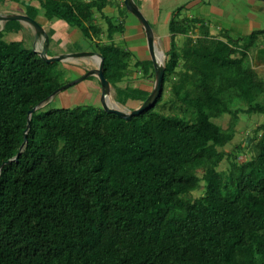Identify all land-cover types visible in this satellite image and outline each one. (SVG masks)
<instances>
[{
  "label": "trees",
  "instance_id": "obj_1",
  "mask_svg": "<svg viewBox=\"0 0 264 264\" xmlns=\"http://www.w3.org/2000/svg\"><path fill=\"white\" fill-rule=\"evenodd\" d=\"M13 4L80 31L117 101L134 109L148 98L121 85L131 70L115 38L123 0H0V11ZM186 7L169 22L163 92L131 119L102 103L44 109L77 64L46 61L17 19L0 28V264H264V122L226 149L242 115L264 116V73L250 56L264 28L215 34ZM136 63L155 75L152 61Z\"/></svg>",
  "mask_w": 264,
  "mask_h": 264
},
{
  "label": "rangeland",
  "instance_id": "obj_2",
  "mask_svg": "<svg viewBox=\"0 0 264 264\" xmlns=\"http://www.w3.org/2000/svg\"><path fill=\"white\" fill-rule=\"evenodd\" d=\"M201 1H206L207 6L205 11L202 13V8H200L199 13H202L203 15H216V13H213L214 11L218 10V15L219 19L218 21H232L234 18L236 19V22L240 25L243 24V21L241 17L243 15L247 16V19L251 20V22L254 25V29H261L264 28V1L261 0H201ZM191 2V3H190ZM148 6H144L142 4V10L144 11V14L148 16L151 24L153 25V28L155 32L157 33L158 29H161V32L157 34V49H158V61L160 63L165 62V47L164 42L166 43V38L162 40L160 38V33L166 34L169 31L168 28V22L171 19V14L173 10H175L178 6L183 5V4H192L191 8L199 10L198 9V3L196 0H149ZM197 3V4H196ZM195 5V6H194ZM200 5V4H199ZM254 5H256L257 10L254 9ZM155 6L157 13H158V18H159V24L155 22V18H153L151 9ZM252 6V7H251ZM10 7V6H9ZM7 7L4 10H1L0 13L2 14H7V13H24L26 11L25 7L23 8L22 5L19 4H13L12 9ZM197 7V8H196ZM23 8V9H22ZM192 11L189 12L191 14ZM108 13L114 15L113 21L115 23H121L123 17L121 14L116 10V9H108ZM128 16L133 17L132 13H125V18ZM168 15L167 23L166 25L163 23L164 22V17L166 20V17ZM137 20V17L134 15ZM133 17V18H134ZM101 19V17L99 18ZM215 19V21H216ZM43 24L46 23V20H42ZM217 21V22H218ZM19 22L24 25V29L18 32L21 34L28 45H31L35 47L37 50H42L44 46V38L42 36L38 37L36 35V30L27 22H22L19 20ZM139 22V21H138ZM104 27H106L105 21H103ZM165 25V26H164ZM47 26V25H46ZM243 27V26H242ZM63 29H66V25H62ZM126 28V26H125ZM124 28V29H125ZM49 33L52 35V31L48 29ZM130 36L128 39L122 40L124 43L123 47L131 54V64H130V69H133V71L139 70L140 68L137 67L138 61H143V60H148L152 61L153 59L151 57V54H149V49H148V44H147V38L143 32V28L141 24L139 23L137 26H131L130 28ZM213 32H218L217 28L213 29ZM233 33V32H232ZM74 33H68L65 30H60V33L57 35V38L55 41H57V44L52 47L50 46L49 50V56H57L61 55L63 53H81V52H87L91 51V45L90 43L84 39L82 33L78 34V37H74ZM234 34V33H233ZM82 35V36H81ZM235 35V34H234ZM53 37V35H52ZM83 37V38H82ZM182 37H178V40L181 42L183 40ZM76 39H81V40H76ZM53 41V40H52ZM88 42V46L85 44V42ZM82 44V45H80ZM122 45V44H121ZM87 47H89L87 49ZM72 51H69L71 50ZM87 49V50H86ZM91 49V50H89ZM60 53V54H59ZM160 55V56H159ZM70 62L72 63H79V66H86L88 69H94V67H98L99 62L97 58L92 57V56H77V57H71L69 59ZM79 66H74V67H79ZM85 69V67L83 68ZM86 70V69H85ZM132 71L131 77L134 80L136 84H142L143 87L147 88H154V83H155V75L153 77H148V78H138V76H135V73ZM137 72V71H136ZM76 74L82 73V75L85 74V72H82L81 69H78ZM82 75H79L78 78ZM141 75V74H140ZM72 79H75L74 76L71 77ZM77 79V78H76ZM97 83L96 84H92ZM100 83V85H99ZM170 90H166V97L170 95ZM114 92L113 88L111 87L110 92H109V97H108V104L110 105H116L122 110H127L129 111L130 109L127 108L126 106L122 105H117L115 102V99L113 98ZM101 98H102V85L99 80V78L95 75H90L88 78L82 79L80 81H77L76 83H73L66 89H63L56 95L53 99L48 101L47 103H42L41 106L44 104V109H49L51 107H63V106H72L74 107L78 103H88V104H93L96 106H101ZM229 118V115L227 116ZM227 118V120H228ZM264 122V116L259 115V114H245L242 115L237 126H236V136L234 140L226 146L227 150L234 149L238 144L243 143L246 141L247 136L252 135L253 130H255L257 127H259L262 123ZM221 123L226 126L227 121H221ZM249 153H241L239 154L238 158L239 161H244L247 158H249ZM228 165V161L225 160L222 163V168H225ZM202 191L198 190L195 191V195L201 194Z\"/></svg>",
  "mask_w": 264,
  "mask_h": 264
},
{
  "label": "water",
  "instance_id": "obj_3",
  "mask_svg": "<svg viewBox=\"0 0 264 264\" xmlns=\"http://www.w3.org/2000/svg\"><path fill=\"white\" fill-rule=\"evenodd\" d=\"M124 4L126 6V8L128 9L129 12H131L132 14H134L139 20L140 22L143 24L145 30H146V34H147V40H148V46H149V51L151 53L154 65H155V85L154 88L151 92V94L148 96V98L137 108L135 109H131L129 111L127 110H122L119 107H117L116 105H110L108 104V97H109V92L111 89V84L109 82V80L106 78L105 73H104V57L102 54H100L99 52L96 51H87V52H81V53H64L61 55H57V56H49L48 55V49L50 46V38L49 35L47 33V31L45 30V28L43 27V25L35 18H32L31 16H29L28 14L25 13H7V14H2L0 13V23L1 25H3L6 21L8 20H12V19H17L20 20L22 22H27L29 23L35 30H36V35L38 37L42 36L44 38V46L42 50H38L40 55L48 62H54V61H65L70 59L71 57H77V56H92L97 58L99 65L98 67L94 68V69H89L84 75L80 76L79 78L72 80L66 84H64L63 86H61L58 91H61L63 89H66L67 87H69L70 85H72L73 83H76L77 81H80L82 79L87 78L90 75H95L99 78L101 85H102V98H101V102H102V106L103 108L108 111V112H112V113H116L121 117H124L126 119H131L134 115L140 114L141 112H143L144 110L150 108L154 102L157 100V98L162 94L163 92V80H164V75H165V65L163 63H160L158 61V49L156 47L155 44V38H154V31L153 28L149 22V20L146 18V16L144 15V13L142 12V10L140 9V7L136 4V2L134 0H123ZM264 1V0H262ZM37 109V107L32 108L29 111V116ZM30 127V118L28 120V125H27V129L25 132V140L23 142V144L20 147V151L18 152V154L16 155V157L14 159H11L7 162H11L13 160H18L25 144L27 141V136H28V129Z\"/></svg>",
  "mask_w": 264,
  "mask_h": 264
},
{
  "label": "crops",
  "instance_id": "obj_4",
  "mask_svg": "<svg viewBox=\"0 0 264 264\" xmlns=\"http://www.w3.org/2000/svg\"><path fill=\"white\" fill-rule=\"evenodd\" d=\"M135 2H136V4L140 7V9L142 10V4L144 5V6H148V1L149 0H134ZM199 4H198V9L199 10H196V9H193V8H191V6H192V4H190L191 6H189L188 4H187V7L183 10V12H184V14L186 15H189V16H197V17H200V18H204L205 20H207V21H209L210 23H211V27H212V32H213V29L214 28H216L217 27V29L219 28V27H224V28H226V29H229V30H231L234 34H235V36H237V35H240V36H242V35H246V34H250L252 31H254V30H257V29H254V25H253V23L251 22V20H249V19H247V16L246 15H243L242 17H241V19H242V21H243V24L241 25H239L237 22H236V19L234 18L232 21H218L219 19H216V18H219V15H218V10H216V12L214 11L213 13H216V15H210V14H206V15H203L202 13L205 11V9H206V7H208L207 6V4L208 3H206V1L204 2V1H201V0H196ZM262 1V0H261ZM191 3V2H190ZM197 4V3H196ZM195 6V5H194ZM252 7V6H251ZM197 8V7H196ZM200 8H202V13H199V15H198V11H200ZM254 9L255 10H257V8H256V5H254ZM190 11H192L191 12V14H189V12ZM142 12L144 13V11L142 10ZM151 12H152V15H153V18H155V22L157 23V25L159 24V18H158V13H157V10H156V8H155V6H153V8L151 9ZM25 13V12H24ZM129 13H131V12H129ZM5 14V13H4ZM133 15V17H134V14H132ZM145 16H146V14H144ZM171 16H172V14H171ZM170 16V17H171ZM133 17H131L130 18V16H128L127 15V17L125 18V26H126V28L124 29V31L123 32H118L117 34H116V36H115V38H116V40H117V43L118 44H122V45H124V43H122L123 41L122 40H124V39H128L129 38V36H130V28H131V26H137L139 23L141 24V26H142V28H143V32H144V34H145V36H146V38H147V34H146V30H145V28H144V26H143V24L140 22V20H138V18H137V20L139 21H136L135 19V17L133 18ZM39 18V20L42 22V25H43V27L45 28V30L47 31L48 29H50V31H52L53 33V41L51 42V44H50V46L52 47V45H56L57 44V41H55L56 40V38H57V35L60 33V30H65V31H67L68 33H74L73 35H75L74 37H78L79 35L78 34H80L81 32L80 31H78V30H76V29H72L71 27H70V25H68V24H66V23H64L63 21H60V20H53V21H49L46 17H44V16H39L38 17ZM146 18L149 20V18H148V16H146ZM167 19H168V15H167V17H166V20H165V17H164V24L166 25V23L168 22L167 21ZM215 19H216V21H215ZM42 20H46V23H44L43 24V21ZM218 21V22H217ZM149 22H150V20H149ZM169 22H170V20H169ZM169 22H168V28H169ZM150 24H151V22H150ZM4 25H5V23L3 24V25H1V29L4 27ZM47 25V26H46ZM62 25H66V29H63L62 28ZM164 25V26H165ZM151 26H152V28H153V25L151 24ZM243 26V27H242ZM153 31H154V38H155V44H156V47H158L157 46V41H156V39H157V34H159V32H161V29H158L157 30V33L155 32V30H154V28H153ZM218 32H219V30H218ZM217 32V33H218ZM47 33H48V31H47ZM78 33V34H77ZM213 33H215V34H217L216 32H213ZM19 34V33H18ZM48 35H49V33H48ZM194 35V37H196V36H198V34H193ZM82 36V35H81ZM83 38V37H82ZM160 38H162V40L164 39V38H166V43L164 42V40H163V43H164V45H165V47L167 46V48L165 49V51L168 49V46H169V44H170V31H168V33H166V34H162V33H160ZM85 39V38H84ZM77 41L78 40H81V39H76ZM86 40V39H85ZM88 41V40H87ZM85 42V44L88 46V42ZM147 44H148V40H147ZM80 45H82V44H80ZM89 47H87V49H88ZM86 49V50H87ZM148 49H149V46H148ZM89 50H91V49H89ZM69 51H72V49L71 50H69ZM91 51H94L93 49L91 50ZM68 53V52H67ZM60 54V53H59ZM64 54V53H63ZM149 54H151L150 53V51H149ZM251 56V62H252V64L254 65V67H256L260 72H262V73H264V44H262L261 45V47L256 51V52H254L252 55H250ZM152 57V56H151ZM165 57H166V55H165ZM66 61H69V59L68 60H66ZM70 62V61H69ZM75 64H77L78 66H79V63H75ZM154 68H155V65H154V62H153V65H152ZM72 67H74V66H72ZM85 67V69H88L86 66H84ZM83 66H79V67H74V68H71L72 70H74V72H76L78 69H81L82 70V72H84V70L85 69H83L84 68ZM95 68V67H94ZM93 69V68H92ZM89 70V69H88ZM132 71H133V69H131L130 71H129V74H128V77L121 83V85L122 86H126L127 84H129V85H131V86H137V87H139V88H141V89H143V90H147V91H149L150 92V94H151V92H152V90L153 89H151V88H147V87H143V85L142 84H136L135 82H134V80L132 79V77L130 76L131 75V73H132ZM137 71V72H136ZM136 71H133L134 73H135V76L137 77L138 76V78H148V77H144L143 75H142V72L140 71V69L139 70H137L136 69ZM82 73H80V75H81ZM141 74V75H140ZM153 77V76H152ZM92 84H96V85H98L97 83H93V82H91ZM99 85H100V83H99ZM154 85H155V83H154ZM112 87V86H111ZM113 88V87H112ZM113 92H114V96H113V98L115 99V95H116V92H115V89L113 88ZM149 94V95H150ZM115 102H116V104L117 105H122V106H126V105H124V104H122V103H120L119 101H117L116 99H115ZM133 105L135 106V108H137V107H139L140 105L139 104H137V103H133ZM127 107V106H126ZM127 108H129V107H127ZM134 108V109H135ZM130 109V108H129ZM131 110V109H130Z\"/></svg>",
  "mask_w": 264,
  "mask_h": 264
},
{
  "label": "bare ground",
  "instance_id": "obj_5",
  "mask_svg": "<svg viewBox=\"0 0 264 264\" xmlns=\"http://www.w3.org/2000/svg\"><path fill=\"white\" fill-rule=\"evenodd\" d=\"M160 56V55H159Z\"/></svg>",
  "mask_w": 264,
  "mask_h": 264
}]
</instances>
